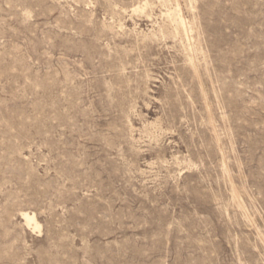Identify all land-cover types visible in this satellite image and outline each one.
<instances>
[{"label":"rangeland","instance_id":"rangeland-1","mask_svg":"<svg viewBox=\"0 0 264 264\" xmlns=\"http://www.w3.org/2000/svg\"><path fill=\"white\" fill-rule=\"evenodd\" d=\"M0 264H264V0H0Z\"/></svg>","mask_w":264,"mask_h":264},{"label":"bare ground","instance_id":"bare-ground-1","mask_svg":"<svg viewBox=\"0 0 264 264\" xmlns=\"http://www.w3.org/2000/svg\"><path fill=\"white\" fill-rule=\"evenodd\" d=\"M163 1V0H162ZM174 15H175V17H176V19H177V21H178V24H179V26L182 28V30L184 31V32H186L187 30H186V25L187 24H185V22L186 21H184V19H183V15H182V12L180 11V9H178L177 8V10L174 12ZM185 18V17H184ZM176 21V22H177ZM181 30V29H180ZM184 32H183V34H184ZM188 33V32H187ZM186 35L187 34H185L184 36H185V38H186ZM183 36V35H182ZM188 38V37H187ZM186 41H188V40H186ZM187 45H188V42H187ZM190 47V46H189ZM188 47V48H189ZM191 48V47H190ZM190 61V60H189ZM192 63H193V61H192ZM192 65V64H191ZM194 65V64H193ZM191 67H193L194 68V66H191ZM218 146V145H217ZM24 218L26 219V215L24 216ZM33 220H32V218L31 219H29L28 220V222H32ZM36 224L34 223V227L36 228Z\"/></svg>","mask_w":264,"mask_h":264}]
</instances>
